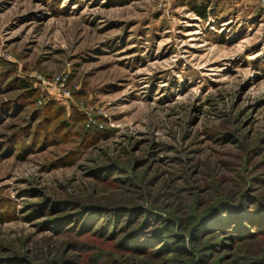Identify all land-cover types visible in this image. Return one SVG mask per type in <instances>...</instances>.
<instances>
[{
	"label": "rangeland",
	"instance_id": "374dc122",
	"mask_svg": "<svg viewBox=\"0 0 264 264\" xmlns=\"http://www.w3.org/2000/svg\"><path fill=\"white\" fill-rule=\"evenodd\" d=\"M237 3L0 0V264H264V4Z\"/></svg>",
	"mask_w": 264,
	"mask_h": 264
},
{
	"label": "trees",
	"instance_id": "16d2710c",
	"mask_svg": "<svg viewBox=\"0 0 264 264\" xmlns=\"http://www.w3.org/2000/svg\"><path fill=\"white\" fill-rule=\"evenodd\" d=\"M207 6H195L192 8V12H194L198 17H200L201 19L206 20L207 18ZM22 87L25 88V86L22 85ZM212 216H208V219L206 220V227H211L210 225H213L215 223V216L212 217V219H209ZM248 217V216H247ZM226 219L222 222L223 226H226L227 224H229L230 222H238V215L236 214H228V216L225 217ZM165 229V228H164ZM221 229V228H220ZM193 236H197V234H193ZM177 248V247H175Z\"/></svg>",
	"mask_w": 264,
	"mask_h": 264
},
{
	"label": "built area",
	"instance_id": "2783aa9c",
	"mask_svg": "<svg viewBox=\"0 0 264 264\" xmlns=\"http://www.w3.org/2000/svg\"><path fill=\"white\" fill-rule=\"evenodd\" d=\"M261 3L264 4V0H261Z\"/></svg>",
	"mask_w": 264,
	"mask_h": 264
},
{
	"label": "crops",
	"instance_id": "0c3cea01",
	"mask_svg": "<svg viewBox=\"0 0 264 264\" xmlns=\"http://www.w3.org/2000/svg\"><path fill=\"white\" fill-rule=\"evenodd\" d=\"M238 2V0H235V3H237ZM237 4H239V3H237Z\"/></svg>",
	"mask_w": 264,
	"mask_h": 264
}]
</instances>
